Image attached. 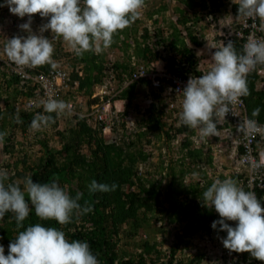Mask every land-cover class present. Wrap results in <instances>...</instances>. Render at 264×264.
I'll list each match as a JSON object with an SVG mask.
<instances>
[{
    "label": "trees",
    "instance_id": "obj_1",
    "mask_svg": "<svg viewBox=\"0 0 264 264\" xmlns=\"http://www.w3.org/2000/svg\"><path fill=\"white\" fill-rule=\"evenodd\" d=\"M207 1L182 0L175 3L172 5L175 16L167 28L163 23L165 16L156 15L154 33L146 27L145 32L138 35L136 28L142 20L137 18L124 29L118 30L112 44L100 53L86 51L82 56H77L70 47L65 46L62 37L50 30L45 31L44 35L54 45L53 61L57 64L64 60L66 64L62 62L61 65L73 69L71 82L79 81L77 89L69 90L71 93L77 95L78 90L79 94L87 96L90 106L93 102L101 101L100 97L90 101L95 87L106 78H115L120 92L113 97V101L123 99L125 109L112 116L111 136L103 134L105 122L100 121L94 126L89 115L77 116L75 127L71 125L65 130L58 129L61 138L56 147H51L48 137L39 139L45 152L38 162L32 163L31 154L25 147L16 149L15 143L16 133L29 132L34 115L41 112L18 104L20 94L36 95L34 87L29 91L21 90L22 75L16 71L10 75L0 68V131L6 133L0 143V168L7 170L9 166L8 182L23 188L26 176L40 183L56 180L70 196L82 193L81 204L87 201L93 205V210L87 214H73L67 224H60L54 219L42 220L32 208L22 222L23 227L41 223L61 229L69 240H86L100 264H204L206 259L213 256H218L219 261L222 259L218 264L226 262L227 257L216 249L225 248L221 238L226 236V231L219 230V226L217 229L211 227L212 221L220 218L219 214L214 207L204 206L201 198L202 192L214 182L210 177V169L204 165L215 166L212 145L217 144L220 138L222 140L221 135L205 139L209 142L208 149L197 146L196 130L182 123L177 124L179 116L170 108L162 93L165 89L163 86L153 87L148 77L131 81L134 59L152 62L162 57L166 62L163 61L164 66L160 68L155 62L157 70L169 69L183 76L200 72L197 63L202 54L197 48L206 42L203 39V18L209 13H219L223 6L227 8L231 2L209 0L207 4ZM238 3L235 1L232 5V12L238 19H231L229 24L224 23L226 32L243 27L244 18L238 16ZM160 7L157 11H148L149 16H154L167 6L161 4ZM32 16L33 19H45L47 22V17L42 18L39 13ZM181 25L187 30V40L182 37ZM229 38H232L237 51H241L245 39L235 34ZM229 38L217 34L215 47H220L222 41L226 44ZM160 46L168 50L166 56H161ZM110 52L116 53L115 57L108 58ZM261 65H257L247 75L249 94L245 99L251 117L253 109L260 108L259 115L253 118L264 124V90L258 88L263 77L257 70ZM25 67L33 72H48L52 68L48 63L33 68ZM78 67H83L84 76L80 75ZM8 75L10 78L4 80ZM111 95L109 93L106 97ZM147 97H152V101L144 105L141 99L147 100ZM75 102L79 103L80 109H84L83 102L78 99ZM50 115L53 120L48 126L54 127L59 117L56 113ZM238 147L243 149L241 144ZM156 148L160 150L158 158L166 163L164 170L157 169L154 156ZM15 151L22 153L11 160L9 155ZM174 151L176 155H172ZM140 161L145 164L137 168ZM246 175L243 169L232 176L236 181L241 180L237 182L245 190L242 177ZM187 176L194 179L187 182ZM17 177L20 182L15 180ZM164 177L167 178L165 183ZM221 177L223 175L219 179ZM93 179L107 184L116 183L117 188L115 191L89 193L87 185ZM256 195L262 199L264 189L257 188ZM227 222L233 226L236 223ZM23 227L17 226L11 212L0 218V244L5 248V255L9 251L10 241ZM198 235L203 240L202 245L197 241ZM210 244H213L211 248ZM240 253L234 264L264 263L247 251Z\"/></svg>",
    "mask_w": 264,
    "mask_h": 264
},
{
    "label": "clouds",
    "instance_id": "obj_2",
    "mask_svg": "<svg viewBox=\"0 0 264 264\" xmlns=\"http://www.w3.org/2000/svg\"><path fill=\"white\" fill-rule=\"evenodd\" d=\"M235 1H239L238 16L258 18L264 25V0H231L229 6L227 8L223 6L219 13L206 14L203 18L205 25L203 39L206 42L197 49L202 54L204 63L211 66L202 75L191 76L182 89L181 111L178 113L180 122H178L195 129L198 134L197 146L207 149L209 142L205 139L214 135L222 137L223 131L219 130L221 127L218 128V124L232 111L231 104L237 102L240 97L249 94L247 73L261 64L257 70L263 80L258 83V88L264 90V37L250 36L243 44L241 51H237L231 40L226 44L222 41L220 47H215L214 39L217 34L226 35V37L232 34L226 32L224 23L229 24L231 19H238L232 12V5ZM147 3L145 0H0V24L6 25L8 33L4 50L10 63L12 62L11 64L0 63V68L6 70L10 75L16 71L13 64L20 65L30 72L32 69L25 66L33 68L48 63L52 68H56L57 64L53 61L54 45L49 37L44 35L47 30L62 37L68 44L65 43V46H70L77 56H82L86 51L100 53L112 44L113 36L118 30L124 29L137 18L142 20L136 28L138 35L145 32L146 27L154 33L157 27L155 21L157 16L156 13L154 16H149L150 9H147ZM6 6L19 19L13 20L12 18L15 16L7 13ZM35 13H39L42 18L47 17V22L45 19H33L32 14ZM222 14H227L228 17L224 18L221 16ZM214 23L215 25H213ZM180 27L183 31L182 37L187 40V30L183 29L182 25ZM204 45H209V48L203 50ZM159 49L161 56L167 55L168 50H165L163 46H160ZM162 60L166 62L165 59ZM58 62L66 64L64 60ZM145 62L150 66L157 60ZM66 68L73 72L70 66H66ZM80 70L83 72L81 76H84L83 67H78V71ZM9 78L8 75L3 79ZM108 79L113 80V78L104 79L103 83L95 87L90 98L91 101L100 97L101 101L93 102L89 106V100H87L89 98L79 94L76 90L77 95L69 96L74 107L72 110H68L70 105L66 101L50 96L40 102L44 110L40 108L42 113L37 112L34 115L30 122L31 130L18 132L25 138V141L28 140L29 144L35 143L32 137L34 138V135H37L42 128L48 126L53 120L50 114L56 113L59 117L56 126L59 127L61 123H66L65 128L61 130L68 129L71 125L75 127L77 116L91 115L92 125L96 126L100 121L105 122L103 134L111 136L113 132L112 116L116 114L115 112L125 109V101L123 99L113 101V97L120 92L115 78V83L113 81L111 84L116 86L115 94L106 97L109 94V91L106 92ZM108 87L110 89L111 86L108 85ZM31 88L32 86H26L22 77L20 89L29 91ZM97 88H101V92L97 93ZM164 91L165 89L162 90V93L169 103L170 94ZM30 96L24 93L20 94L18 97L19 106L28 108L25 103ZM75 99L83 102L84 109L79 108V103L75 102ZM109 99L112 105L107 110V115L104 118H99L97 107ZM119 101L122 102L123 107L121 108L118 107ZM151 101L152 97H147L145 104L147 105ZM259 113L260 108H254L252 117L258 116ZM135 121L134 118V123ZM128 124L131 125L132 122L129 121ZM237 130L248 136L264 132V126L260 125L256 119L245 118L237 125ZM5 135V132L0 131V143L3 142ZM219 140L217 144L212 145L215 152V166L204 165L206 169H210V177L214 182L202 192V203L206 207H214L219 214L220 218L213 220L211 227L217 229L219 226V230L226 231V236L221 238L226 249L237 253L247 251L252 257L264 261V205H262L264 196L261 199L256 195V189H264V186L257 185L254 191L250 190L248 179L252 174L251 167L240 163L238 157L243 149L240 150L239 144L234 143L228 136ZM15 143L16 149H18L20 140L16 137ZM229 147H233L231 153H227ZM20 153L22 152L15 151L9 156L11 160H15ZM256 154L262 162L264 173V144ZM258 166L253 165L254 168ZM9 169V166L7 170L0 168V218L11 212L14 214L18 227H23L22 222L29 216L32 208L42 220L54 219L60 224L70 222L73 214L83 215L93 210V205L87 201L84 204L80 203L82 193H77L75 197L70 196L69 192L56 180L40 183L34 182L31 176H26L23 188L14 182H8ZM243 169L247 173L245 177H242L245 180L242 179L246 190L238 184L237 181L241 182V180L236 181L232 178L234 173ZM220 175H223L225 179L222 180L223 177L219 179ZM186 178L189 179V182L194 179L190 176ZM199 179L202 180L201 177ZM257 179L259 180V178ZM15 180L20 182L18 177ZM87 188L89 193L109 192L115 191L117 185L116 183L97 182L93 179ZM227 221H236V223L233 226ZM208 240L204 239V241ZM197 241L200 244L203 242L199 235ZM212 246L213 244H210L209 248ZM8 249L9 251L5 255V248L0 244V264H100L97 255L91 251L86 240H69L61 229L44 226L41 223L23 227V230L19 231L10 241ZM216 249L221 251L219 247Z\"/></svg>",
    "mask_w": 264,
    "mask_h": 264
},
{
    "label": "built area",
    "instance_id": "obj_3",
    "mask_svg": "<svg viewBox=\"0 0 264 264\" xmlns=\"http://www.w3.org/2000/svg\"><path fill=\"white\" fill-rule=\"evenodd\" d=\"M264 25L260 22L258 18H244L243 27H239L237 30L231 32L230 35H237L239 37H243L244 43L250 36L256 37H264ZM8 33L6 31V25L0 24V63H10V59L5 53V44ZM230 35H227L229 38ZM232 38H229L231 40ZM203 58H200L197 63V69L200 71L199 73L189 74L188 76H183L179 74L173 73L171 70H163L158 71L156 67H154V63L150 66L143 60H135L133 61L134 68L132 70L133 78L131 81L135 79H140L142 77H148L152 80L153 86L156 88L164 87L165 91L169 93V103L170 107L174 111V113L178 116V113L181 111V101H182V89L187 83V80L191 76H199L205 73L211 65H206ZM15 70L22 75L24 78V82H26V86L34 87L36 95H31L26 100V106L29 109L39 110L43 109L42 104L40 103L42 100L47 99L48 97H53L56 99H62L66 101L70 108L68 110H72L74 107L73 101L69 98L72 89H77L79 85V81H75V83L71 82V73L72 70L66 68L64 65H61L60 62L57 63L56 68H51L48 72H38L35 70L27 71L20 65L13 64ZM80 75H82V71H79ZM248 75V73H247ZM114 81L112 79H108L106 81V92L114 93L116 90L115 85H111ZM110 85V89L108 87ZM69 91V92H68ZM110 99L105 101L103 105H99L97 107L98 117L104 118L107 110L111 107ZM232 111H230L225 119H222L218 125H223L219 130L223 131L222 138L230 137L236 144H241L243 147V151H241L239 157L240 163H244L251 167L252 174L248 179V186L251 191H254V188L258 185L259 187L264 186V173L262 171V162L257 157V152L260 151V147L262 146V140L264 139V132L255 133L248 136H245L244 133L237 130V125L242 122L245 118H253L250 116L248 111V105L246 103L245 96L240 97L237 102H234L230 105ZM44 110V109H43ZM254 119V118H253ZM180 122V121H179ZM177 122V124H179ZM260 125L264 126L263 123L257 121ZM260 146V147H259ZM259 165L258 167H253V165ZM259 178V180L257 179ZM223 253L227 260L224 264H234V262L239 258L241 253H237L234 251H229L224 248L220 251ZM218 256H213L212 258L206 259L204 264H218L222 261L217 259ZM264 264V263H262Z\"/></svg>",
    "mask_w": 264,
    "mask_h": 264
},
{
    "label": "rangeland",
    "instance_id": "obj_4",
    "mask_svg": "<svg viewBox=\"0 0 264 264\" xmlns=\"http://www.w3.org/2000/svg\"><path fill=\"white\" fill-rule=\"evenodd\" d=\"M145 1L148 2L147 3L148 4L147 5V9H150L149 11H151V10H154V11L156 10L157 11L158 9H161V7H160L161 4H165L167 6L166 9L161 10L159 13H157L155 15L163 16V17L165 16L164 19H163V23H164L165 27H168L167 25L170 23L169 21L171 19H173V17L175 16L173 14V6L172 5H174L175 3H180V1H182V0H145ZM181 4H183V3H181ZM207 4H209V1H207ZM5 9H8V7L6 6ZM7 13L11 14L12 16H15V18H12L13 20L19 19V17L17 15H15V14H12L9 11V9L7 10ZM221 16L224 17V18L228 17L227 14H222ZM213 25H215V23ZM213 25H210V26H213ZM65 43L67 44V42H65ZM207 48H209V45L208 46L204 45L202 47L203 50H205ZM115 55H116V53L110 52L108 58L109 57L113 58V57H115ZM210 59H211V57H210ZM157 66L159 68L164 66V62H163L162 59L157 61ZM96 92L97 93L101 92V88H97ZM77 98H80V97H77ZM141 102L144 105H146L145 104V99H141ZM2 105H4V103H2ZM118 107L119 108L123 107L121 101L118 102ZM65 124L61 123V125L59 127L54 125V127L53 126H46V127L42 128L37 133V135H34V138L32 137V139H34V141H35L33 147H32V144H29V142H27L28 140L25 141V138L18 132L17 135L15 136L18 140H20V143L18 144V147H25V149L28 151V153L31 154L30 161L32 163L33 162H38L40 160L41 155H43L44 152H45V148L39 142V139H44V137H48L51 146L58 145L60 143V138H61L60 135H59L58 129L65 128V126H66ZM232 150H233V147H229L227 149V153H231ZM159 152H160V150L156 148L154 156H155V159L157 161V169L164 170L166 168V163L161 162V160L158 158V153ZM172 155H176V152L174 151ZM142 162L143 161H140V163L138 162L137 165L138 166L144 165L145 163H142ZM147 165H148V162H147ZM163 179H164V183L167 182V178L166 177H164ZM186 179H188V178H186ZM187 182H189V179L187 180Z\"/></svg>",
    "mask_w": 264,
    "mask_h": 264
}]
</instances>
